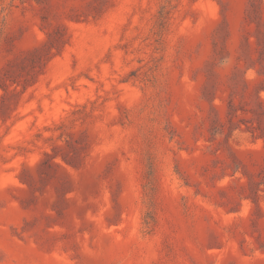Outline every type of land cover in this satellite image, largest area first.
Instances as JSON below:
<instances>
[{"label":"rangeland","instance_id":"1","mask_svg":"<svg viewBox=\"0 0 264 264\" xmlns=\"http://www.w3.org/2000/svg\"><path fill=\"white\" fill-rule=\"evenodd\" d=\"M0 264H264V0H0Z\"/></svg>","mask_w":264,"mask_h":264}]
</instances>
